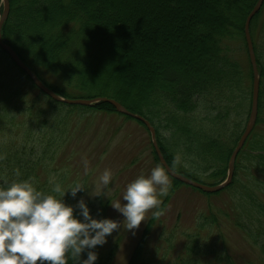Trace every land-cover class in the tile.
I'll list each match as a JSON object with an SVG mask.
<instances>
[{"label":"trees","instance_id":"trees-1","mask_svg":"<svg viewBox=\"0 0 264 264\" xmlns=\"http://www.w3.org/2000/svg\"><path fill=\"white\" fill-rule=\"evenodd\" d=\"M257 1L10 0L3 38L60 96L112 98L146 118L170 167L214 186L225 180L250 115L254 73L245 23ZM259 15L250 27L260 73L258 118L224 190L232 188L237 198V226L264 252L259 240L264 229V23L257 25ZM88 110L117 112L105 102L55 101L0 48V184L31 177L38 190L50 192L43 163L55 158L76 115ZM55 180L69 185L65 177ZM64 201L76 205L70 194ZM195 237L175 261L161 262L138 249L128 264H209L201 258L206 249L200 232ZM99 247L95 264H110L111 254Z\"/></svg>","mask_w":264,"mask_h":264},{"label":"rangeland","instance_id":"rangeland-1","mask_svg":"<svg viewBox=\"0 0 264 264\" xmlns=\"http://www.w3.org/2000/svg\"><path fill=\"white\" fill-rule=\"evenodd\" d=\"M259 12L257 25L261 26L264 23V3ZM60 113L58 108L55 118ZM80 114L76 115L66 142L55 151V158L45 160L42 171L47 178L49 175L58 179L65 177L68 186L81 181L93 191L100 190L98 178L105 169L113 172V186L106 193L110 200L103 194L90 197L87 191L78 193L74 198L77 203L83 197L95 218H110L121 223L122 227L109 235L107 242L99 247L103 254H111L110 264H128L138 249L161 262L164 259L175 261L199 232L202 248L206 249L201 256L204 262L218 264L215 261L227 260L228 264H264V252L255 245L253 236L249 237L236 224L234 202L237 198L232 188L207 193L184 183L175 184L169 175L171 189L163 198V214L153 218L154 210L149 211L146 221L138 229L127 231V222L111 207L110 201L112 204L125 203L122 195L126 186L140 175H150L154 167L161 165L150 131L142 121L119 112L88 110ZM83 158L89 162L87 176L84 174ZM47 161L50 163L46 167ZM246 185L249 188V183ZM200 218H204L205 226H202ZM259 233L260 243L263 244L264 229Z\"/></svg>","mask_w":264,"mask_h":264},{"label":"clouds","instance_id":"clouds-1","mask_svg":"<svg viewBox=\"0 0 264 264\" xmlns=\"http://www.w3.org/2000/svg\"><path fill=\"white\" fill-rule=\"evenodd\" d=\"M82 162L87 176L89 162L86 158ZM178 162V158L173 161ZM15 175L21 176L18 169ZM113 175L110 169L103 171L98 178L99 191L81 181L65 188L55 177L49 179L50 192L38 190L31 177L0 184V264H95L98 254L94 249L103 246L122 225L110 218H95L83 197L75 206L65 203L64 197L70 194L75 198L85 191L90 197H107ZM170 189L169 170L158 164L150 175H140L126 186L125 203L110 204L124 217L127 231H134L146 221L149 211L154 210L153 218L163 214V198ZM84 252L87 258L81 259Z\"/></svg>","mask_w":264,"mask_h":264},{"label":"water","instance_id":"water-1","mask_svg":"<svg viewBox=\"0 0 264 264\" xmlns=\"http://www.w3.org/2000/svg\"><path fill=\"white\" fill-rule=\"evenodd\" d=\"M2 1H3V12H2V15L0 17V47L2 49H4L10 55L13 62L30 77V79L34 82V84L43 93L50 96L55 101L63 102L66 104H77V105H83V106H92V105L99 103V102H107V103L113 105L114 108L119 113H122L124 115L130 116L132 118H135L137 120L142 121L148 127V129L150 131L154 149L158 155V158H159L162 166H164L166 168V170H169V175L171 177H173L174 179H176V180H178V181H180L186 185H190L192 187H195V188L200 189V190L207 192V193H213V192H218V191L223 190L224 188L228 187L232 183L233 178H234L235 162H236L237 155H238L239 151L242 149V147L244 146V144L246 143L249 135L253 131V129L256 125V122H257V118H258L259 93H260V73H259V69H258L257 58H256L255 50H254V44H253V39H252L251 32H250V27H251L252 19L260 11V9L264 3V0H258L257 1L253 10L248 15V17L246 19V23H245V36H246V41H247V46H248L249 58H250V62H251V65L253 68V73H254L252 106H251L249 119H248V122L246 124L245 130H244L243 134L241 135V137L237 143V146L235 147V149L231 155V158L229 161V166H228V173H227V177H226L225 181H223L222 183H220L218 185H214V186L198 182L196 180H193L191 178L186 177L185 175H183L181 173H177L176 171H174L170 167V165L168 164V162L166 161V159L164 157V154L162 153V150L158 144L156 130H155L154 126L150 123V121H148L143 116L129 111L119 101H117L115 99H110L107 97H96L93 99H68V98H64V97L60 96L55 91H53L48 86H46L42 82V80L37 76V74L28 65H26V63H24V61L20 58L18 53L12 47H10L9 45H7L6 43L3 42L2 30H3V27L6 23V20L9 17L10 0H2Z\"/></svg>","mask_w":264,"mask_h":264}]
</instances>
